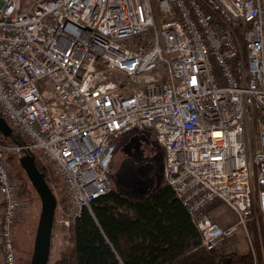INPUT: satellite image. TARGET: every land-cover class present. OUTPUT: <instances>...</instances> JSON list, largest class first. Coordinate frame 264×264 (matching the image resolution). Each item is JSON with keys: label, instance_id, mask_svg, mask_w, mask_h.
<instances>
[{"label": "built area", "instance_id": "2783aa9c", "mask_svg": "<svg viewBox=\"0 0 264 264\" xmlns=\"http://www.w3.org/2000/svg\"><path fill=\"white\" fill-rule=\"evenodd\" d=\"M0 114L28 142L0 145L2 264L22 209L7 150L51 166L68 228L143 135L205 249L238 229L252 247L249 221L264 241V0H0Z\"/></svg>", "mask_w": 264, "mask_h": 264}, {"label": "trees", "instance_id": "16d2710c", "mask_svg": "<svg viewBox=\"0 0 264 264\" xmlns=\"http://www.w3.org/2000/svg\"><path fill=\"white\" fill-rule=\"evenodd\" d=\"M27 143L15 131L11 138L0 133L2 146ZM29 153L37 162L39 153ZM248 227L257 237L251 221ZM255 240L256 257L250 251L240 252L236 237L208 251L172 187L161 182L146 198L132 199L114 184L110 194L97 199L73 222L68 254L54 264H255V258L256 264H262V248Z\"/></svg>", "mask_w": 264, "mask_h": 264}, {"label": "rangeland", "instance_id": "374dc122", "mask_svg": "<svg viewBox=\"0 0 264 264\" xmlns=\"http://www.w3.org/2000/svg\"><path fill=\"white\" fill-rule=\"evenodd\" d=\"M38 0H26L24 3L32 4ZM153 7L156 10V4L153 1ZM148 150V148H146ZM123 150L117 151L114 160V169L118 170L124 160L126 159ZM8 155L6 156V162L11 171L12 176L15 178L19 186V197L22 201V209L19 213L17 220V228L15 234V254L17 259V264H30L34 241L37 232L38 222L41 213V200L24 171L21 167L18 158V154L13 150H7ZM12 152V153H9ZM13 155V156H12ZM12 156V157H11ZM10 158V159H8ZM37 165L39 169L45 173L46 180L50 183L54 189V194L58 198L59 206L56 209L55 222L53 228L52 237V248H51V258L50 264H54L57 260L61 259L65 254H68V247L70 246V227L62 226L61 219L67 214L69 210V198L65 193H63V184L60 179L53 173L51 166L43 160L39 155L37 158ZM115 184V183H114ZM65 192V191H64ZM65 195V196H64ZM0 206L3 207L4 213V202L2 194L0 193ZM2 209H0L1 217ZM210 216L222 226L230 225L234 222V216L229 209L223 204L214 206L210 209ZM73 224V223H72ZM71 224V225H72ZM254 228L257 232V237L255 233L250 230L252 236V247L248 243L244 232L239 230L236 234L238 239L237 247L242 253L254 252L256 254V240H258L262 250H261V263L264 264V241L262 231L254 224ZM254 233V234H253ZM255 236V237H254ZM0 245H1V234H0ZM253 248V249H252ZM253 254V253H252ZM0 264L3 261L2 250L0 248Z\"/></svg>", "mask_w": 264, "mask_h": 264}, {"label": "water", "instance_id": "95a60500", "mask_svg": "<svg viewBox=\"0 0 264 264\" xmlns=\"http://www.w3.org/2000/svg\"><path fill=\"white\" fill-rule=\"evenodd\" d=\"M0 133L6 138L13 136L12 127L1 114ZM148 142L149 140L146 135L133 138L128 145L133 150L135 149L134 153L122 149L128 158L124 160L122 166L112 176L116 187L132 199L146 198L161 184L162 166L161 173L157 176H152L153 166L151 164L137 167L129 160L135 152L141 153L143 157L141 148L143 145L148 144ZM19 163L41 200V213L30 264H49L57 198L46 180L45 173L39 169L34 155L30 153L25 154L20 158Z\"/></svg>", "mask_w": 264, "mask_h": 264}, {"label": "flooded vegetation", "instance_id": "af4514ba", "mask_svg": "<svg viewBox=\"0 0 264 264\" xmlns=\"http://www.w3.org/2000/svg\"><path fill=\"white\" fill-rule=\"evenodd\" d=\"M124 142L125 143H121L122 145L120 147V150L125 149L127 151H131L132 153H134L135 149L133 150L128 145L129 143H127L126 141ZM148 147H149V144L142 146L141 150H142L143 157L141 156V153L138 154L137 152H135V154H133L129 158V160L137 167H141L146 164H151L153 166L152 176H157L161 173V166L163 165L164 155L161 152L160 153L158 152V155H156L154 150H149V149L147 150L146 148ZM122 152H124V150ZM125 157L128 158L127 154H125Z\"/></svg>", "mask_w": 264, "mask_h": 264}, {"label": "crops", "instance_id": "0c3cea01", "mask_svg": "<svg viewBox=\"0 0 264 264\" xmlns=\"http://www.w3.org/2000/svg\"><path fill=\"white\" fill-rule=\"evenodd\" d=\"M0 209H2L1 217H0V234H1V223H2V219H3V207L0 206Z\"/></svg>", "mask_w": 264, "mask_h": 264}, {"label": "bare ground", "instance_id": "6f19581e", "mask_svg": "<svg viewBox=\"0 0 264 264\" xmlns=\"http://www.w3.org/2000/svg\"><path fill=\"white\" fill-rule=\"evenodd\" d=\"M2 197H3V196H2ZM86 209H88V208H85L84 210H86ZM84 210H83V212H84ZM83 212H82V213H83ZM249 222H250V221H249ZM249 222L247 223L248 225H249ZM53 228H54V227H53ZM239 230H240V229H238V230L236 231V233L234 234V236H232V237H230V238H227L226 240L231 239V238H234ZM201 238H202V236H201ZM226 240H225V241H226Z\"/></svg>", "mask_w": 264, "mask_h": 264}]
</instances>
